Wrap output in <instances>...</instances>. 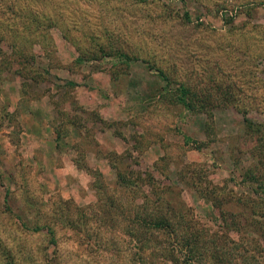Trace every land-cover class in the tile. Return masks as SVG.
Masks as SVG:
<instances>
[{"label":"rangeland","instance_id":"1","mask_svg":"<svg viewBox=\"0 0 264 264\" xmlns=\"http://www.w3.org/2000/svg\"><path fill=\"white\" fill-rule=\"evenodd\" d=\"M260 200L264 0H0L9 264H169L148 213L264 250Z\"/></svg>","mask_w":264,"mask_h":264},{"label":"trees","instance_id":"2","mask_svg":"<svg viewBox=\"0 0 264 264\" xmlns=\"http://www.w3.org/2000/svg\"><path fill=\"white\" fill-rule=\"evenodd\" d=\"M187 16V13H184ZM187 18V17H186ZM120 56H125L120 54ZM158 76L162 77L163 71L156 69ZM176 98L178 102L189 111H201L216 106L217 101L211 103L208 93L202 95L201 99L187 89L184 84L176 87ZM227 92H222L221 102L228 101L230 96ZM228 93L230 91L228 90ZM117 178L123 179L121 172H115ZM120 181V180H119ZM260 203L264 204L261 200ZM264 206V205H263ZM221 223L225 229L220 231L203 232L198 230L190 218L186 223L181 215L169 217L159 213H148L138 219V226H150L157 234L164 236L157 246L159 257L169 264H264V250L259 246L257 235L254 244H249V240L241 233H236L232 237L230 225L232 220L224 217L221 211ZM192 219V220H191ZM202 230V229H201ZM264 241V235L260 238ZM256 243V244H255ZM0 251L6 260L3 264H9L8 253L1 247Z\"/></svg>","mask_w":264,"mask_h":264}]
</instances>
